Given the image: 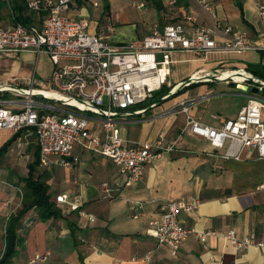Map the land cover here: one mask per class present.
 Returning a JSON list of instances; mask_svg holds the SVG:
<instances>
[{
  "label": "crops",
  "instance_id": "1",
  "mask_svg": "<svg viewBox=\"0 0 264 264\" xmlns=\"http://www.w3.org/2000/svg\"><path fill=\"white\" fill-rule=\"evenodd\" d=\"M94 1L100 6L95 7ZM207 1L210 10L197 0H74L68 15L86 21L90 33L113 46L140 44L156 26L182 24L187 29L209 28L221 22L245 34L248 44L264 47V35L261 36L264 23L259 17L257 0ZM15 19L10 0H0V26H12ZM228 39L216 36L219 42ZM39 57L24 52L10 58L14 60L11 63L5 59L8 57H1L5 62H0V85L28 87L29 80L33 77L37 80L32 63ZM5 66L7 70L3 69ZM250 66H264V49L242 54L213 53L206 58L191 52H175L170 86L165 85L172 89L169 97L133 107L132 112L141 108L147 112L128 116L121 125L123 136L129 144L155 140L162 132L168 142L177 139L186 125V114L168 113L192 98L198 102L191 107L190 115L206 125H221L212 115L237 118L248 102L251 83L218 77L235 71L250 73ZM53 70L54 66L44 78H39L40 82L47 85L42 81L47 80L49 85ZM200 72L210 73L211 78L181 88L182 83ZM215 82L227 84L231 92L211 93L208 85ZM246 86L250 89L246 90ZM226 96L231 103L214 109L216 114H209L208 105L224 101ZM154 103L157 105L151 108ZM10 132L9 140H14L0 155V255L4 251L6 223L21 206L14 202L19 199L18 193L23 197V180L38 149L35 137L26 131L18 135ZM178 149L154 159L145 168L144 182L133 187H121L123 177L115 164L88 150L79 154L76 149L80 159L73 167L51 163L42 168L51 172L50 193L62 217L42 221L35 210L30 212L19 231L20 243L10 264H30L38 254H50V257L34 264H264V248L236 249L224 235L234 230L241 239L252 235L262 238L264 188L260 187L264 186V159H258L248 149L241 160L224 159L225 149L213 147L206 139L188 133L181 136ZM23 154L30 155V159ZM104 182L119 188L114 198L105 197ZM63 194L68 195L71 204L77 202L78 210L57 202V196ZM194 198L200 200L199 208L191 214L179 215L194 232L179 254L173 255L169 246L160 245L149 234L150 222L160 217L165 203L189 202ZM207 232L221 235L202 240L201 236Z\"/></svg>",
  "mask_w": 264,
  "mask_h": 264
},
{
  "label": "built area",
  "instance_id": "2",
  "mask_svg": "<svg viewBox=\"0 0 264 264\" xmlns=\"http://www.w3.org/2000/svg\"><path fill=\"white\" fill-rule=\"evenodd\" d=\"M73 1L28 0V8L43 15L41 24L0 26V58H15L24 52L34 53L37 57L46 54L54 66L49 79L50 89L43 88L44 84L34 77L26 88L13 84L0 85V131H12L15 135L26 131L29 136L35 137L41 168L51 163L73 167L79 162L80 151L88 150L115 164L123 177L121 187H133L144 182L145 168L154 159L162 157L165 152L179 150V140L185 133L204 138L213 147L225 149L222 157L227 160H241L246 149L255 152L258 159H264V97L252 92L237 118L223 119L212 115L221 122L219 127L206 125L190 115V109L198 99L180 103L168 113L186 114V125L173 141H166L162 132L155 140L129 144L121 126L128 116L147 112L146 108L132 112L133 107L153 99L155 92L163 86H170L175 52H191L206 58L213 53L242 54L263 50L264 47L248 44L245 34L221 22L209 28L187 29L182 24L166 25L164 28L156 26L140 44L113 46L99 35L90 33L86 21L68 15ZM197 1L207 10L211 9L207 0ZM257 2L259 17L264 23V0ZM93 5L100 6L98 1H94ZM217 35L229 39L219 42ZM263 35L264 32L261 33ZM240 72L247 75L244 83L249 82L251 88L258 87L264 91V81L251 73ZM210 78V73H196L182 83L181 88ZM230 79L235 80L230 76L226 81ZM4 94H9V97ZM48 94H59L66 100ZM156 105L152 104L151 108ZM22 156L30 159V155ZM102 189L108 199L114 198L119 191L108 182L102 183ZM57 202L70 204L72 210H78L77 202L71 204L67 194L57 196ZM199 206L197 198L189 202L165 203L160 217L150 222L149 234L160 245L169 246L173 255H178L184 242L194 232L185 226L179 215L191 214ZM217 235L221 233L207 232L201 239ZM224 235L236 249L264 248V233L261 239L255 235L241 239L234 230ZM49 257L50 254H38L30 264L47 261Z\"/></svg>",
  "mask_w": 264,
  "mask_h": 264
},
{
  "label": "trees",
  "instance_id": "3",
  "mask_svg": "<svg viewBox=\"0 0 264 264\" xmlns=\"http://www.w3.org/2000/svg\"><path fill=\"white\" fill-rule=\"evenodd\" d=\"M10 5L16 14V19L14 21L15 25L21 23L25 26H31L41 24V21H43L39 16V18L37 17V13L32 12L28 8L26 0H10ZM249 71L254 76L264 81V66H250ZM171 91V88L163 86L161 90L155 92L156 94H154L153 99L143 104H148L150 101L153 103L155 99L157 101L170 94ZM4 96L9 97V94H4ZM13 140L14 139L9 140L1 147L0 155H3L7 151ZM39 163L38 148L36 151V159L34 163L29 165L28 175L23 180L24 186L21 206L10 216L6 223L4 251L1 254L0 264L12 263L20 243L19 231L30 212L35 210L38 214V218L42 221H47L54 217H62V211L57 207L50 193L51 186L49 181L51 179V172L42 169Z\"/></svg>",
  "mask_w": 264,
  "mask_h": 264
},
{
  "label": "rangeland",
  "instance_id": "4",
  "mask_svg": "<svg viewBox=\"0 0 264 264\" xmlns=\"http://www.w3.org/2000/svg\"><path fill=\"white\" fill-rule=\"evenodd\" d=\"M48 56V55H47ZM46 55H42V56H40L39 57V59L37 60V58H34V60H33V63H32V71H35V68H36V74H37V80L38 81H41V80H39V78L41 79V78H44V76L49 72V70L52 68V66H53V63H52V60H51V58L48 56L47 57ZM5 59H7V62L8 63H11V62H13L14 60L13 59H10V58H5ZM5 62V61H3V60H0V62ZM3 69H6L7 70V66H5V67H3ZM42 81H44L45 82V84H47V85H43L44 87L43 88H49L50 89V87H48V83H46L47 82V80H42ZM4 83V82H3ZM208 88H209V91L211 92V93H227V92H231V89L229 88V86L227 85V84H225V83H219V82H215L214 84H212V85H208ZM233 89V88H232ZM259 95L261 96V97H263L264 96V92H262V91H260L259 92ZM224 97V96H223ZM229 96H226L224 99H226V100H224V101H217V102H213L212 104H209L208 105V112H209V114H216V113H214L215 111H213L214 109H216V108H218L219 106H223L224 104H229V103H231L230 101H229ZM247 103V102H246ZM11 135H12V133L10 132V131H3V132H0V147L2 146V145H4L5 144V142L7 141V140H9V138L11 137ZM200 144V143H199ZM18 198L19 199H17L15 202H14V205H21V195L18 193ZM20 208V207H19ZM18 208V209H19ZM18 209H16V211L18 210ZM15 211V212H16Z\"/></svg>",
  "mask_w": 264,
  "mask_h": 264
},
{
  "label": "bare ground",
  "instance_id": "5",
  "mask_svg": "<svg viewBox=\"0 0 264 264\" xmlns=\"http://www.w3.org/2000/svg\"><path fill=\"white\" fill-rule=\"evenodd\" d=\"M223 79H226L227 77L233 76L235 79H237L238 81H243L247 75L243 72H236V73H224L223 75H221ZM1 87H5V86H1ZM6 88V87H5ZM49 95V94H48ZM49 96L54 97V98H58L61 100H66V98L62 95L59 94H50Z\"/></svg>",
  "mask_w": 264,
  "mask_h": 264
},
{
  "label": "water",
  "instance_id": "6",
  "mask_svg": "<svg viewBox=\"0 0 264 264\" xmlns=\"http://www.w3.org/2000/svg\"><path fill=\"white\" fill-rule=\"evenodd\" d=\"M245 89L248 90L249 89V86H246ZM251 91L254 94H259L260 89L258 87H252Z\"/></svg>",
  "mask_w": 264,
  "mask_h": 264
}]
</instances>
